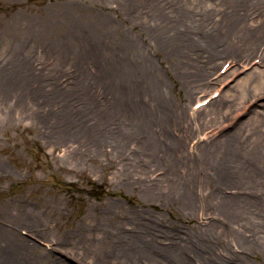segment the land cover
Masks as SVG:
<instances>
[{"label": "rangeland", "instance_id": "rangeland-1", "mask_svg": "<svg viewBox=\"0 0 264 264\" xmlns=\"http://www.w3.org/2000/svg\"><path fill=\"white\" fill-rule=\"evenodd\" d=\"M263 1L0 0V264H264Z\"/></svg>", "mask_w": 264, "mask_h": 264}, {"label": "bare ground", "instance_id": "bare-ground-1", "mask_svg": "<svg viewBox=\"0 0 264 264\" xmlns=\"http://www.w3.org/2000/svg\"><path fill=\"white\" fill-rule=\"evenodd\" d=\"M262 2V1H261ZM260 2V4H262ZM264 2V1H263ZM237 3H239L237 1ZM235 5H238V4ZM237 11V15L238 14V9H235V6L232 7V9L230 8V11ZM263 13H264V9H262ZM242 14V13H241ZM243 17H246L247 15L242 14ZM234 15H229L227 17H229V21L225 22L223 24V30L229 33V39H228V43L229 44H234V47L232 48L233 51H241L243 54L242 57L243 60L245 61H249V58L251 57V55H255L259 56V66H261V69H257L258 66L256 67H250L249 71L244 73V77L241 79V81L235 86L234 89H236L239 93H240V98L241 97H245V99L250 98V104L251 106L253 105H261L264 106V23L258 22L254 23V24H248V23H244L243 20L239 17H236ZM241 19V20H240ZM256 41H262L261 44L258 46V48L256 47ZM216 53V50H212L210 51L207 56H213ZM242 59V58H241ZM252 68V69H251ZM227 72V71H226ZM262 100L263 103L257 104L256 102ZM218 106H227L225 101H220ZM202 111V110H201ZM200 111V112H201ZM136 112V110L133 111V114ZM253 112V111H252ZM262 112L259 111L258 109L254 108V113L258 116L260 115ZM132 114V115H133ZM139 115L140 114H134L133 119L135 121H137L139 119ZM142 118V117H141ZM141 118L139 121H141ZM178 119L181 118V114L177 117ZM230 138H227L226 140L219 138L218 140L221 142H218L217 145H221V143H227L229 142ZM255 142L254 144H256V149L258 147H262L264 145V130L260 132L259 136L257 137V139H254ZM257 140V141H256ZM224 141V142H223ZM232 141V140H231ZM230 144V143H227ZM204 145V144H202ZM219 146H216V148L210 149V150H214L216 151V149H218ZM231 147H233L232 145H229ZM241 145H239L238 147H240ZM243 147V146H242ZM241 147V148H242ZM240 148V150H241ZM205 150V149H204ZM236 150V149H235ZM235 150L230 149L229 152L231 151V153H233ZM242 151L243 150L242 148ZM238 152V153H237ZM236 153L234 152L233 154H229V156L232 155V157L234 158V160L236 159H241L240 162H235V164L240 165V167L242 166V168H244V165H242V163H249V161H247L248 159H245L243 157H239V155H241L239 153V151H237ZM257 153V152H255ZM246 154V153H244ZM249 155V154H247ZM247 165V164H246ZM248 166V165H247ZM246 166V167H247ZM106 168V167H103ZM124 175H126L124 173ZM234 200L236 199V197H232ZM233 201V200H231ZM240 200H235V204L239 205ZM237 207V206H236ZM80 233H83V238L82 241L84 243L85 246H87V248L91 249V247L98 245V244H102L104 247H108V252H116L114 259H119L122 258L123 260H120V264H137L136 263V259L133 258V256H131L130 254L127 255L126 253V247L124 248L123 246L121 247H115L113 245H117L120 241H114V237H110L111 239L105 237L106 233L105 230L103 231V236H102V242L98 241L99 238L91 237L88 235H85L84 230L80 229L79 231ZM93 234V233H92ZM111 241V242H110ZM22 243H27V241L25 239H22L21 241ZM137 244V242H136ZM110 245H112L114 248H112ZM118 246V245H117ZM142 251H144L142 254L147 255L148 257H150V252H148L147 247L144 249L142 248ZM147 251V252H146ZM139 259V258H138Z\"/></svg>", "mask_w": 264, "mask_h": 264}]
</instances>
